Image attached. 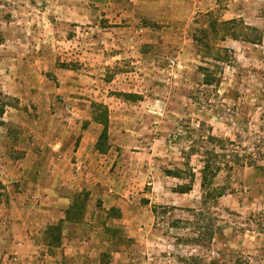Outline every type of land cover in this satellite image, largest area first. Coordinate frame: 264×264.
Listing matches in <instances>:
<instances>
[{
	"label": "rangeland",
	"instance_id": "374dc122",
	"mask_svg": "<svg viewBox=\"0 0 264 264\" xmlns=\"http://www.w3.org/2000/svg\"><path fill=\"white\" fill-rule=\"evenodd\" d=\"M232 19L230 60L198 50ZM207 150L226 191L198 247ZM192 253L264 264V0H0V264Z\"/></svg>",
	"mask_w": 264,
	"mask_h": 264
},
{
	"label": "trees",
	"instance_id": "16d2710c",
	"mask_svg": "<svg viewBox=\"0 0 264 264\" xmlns=\"http://www.w3.org/2000/svg\"><path fill=\"white\" fill-rule=\"evenodd\" d=\"M230 22H235L234 19L229 20V21H222V23H218L217 20H213L211 25L212 33L214 36L212 37L209 34L208 30L202 29L200 31L201 36L196 37L194 40L196 42V45L198 46V50L200 52L204 53H214L217 55L221 52L222 49L218 46H214L212 43L216 39L219 31L218 27L222 26L221 30H225L227 35H222V39L225 40V36H233L234 33H228L229 29L225 26L226 24ZM224 26V28H223ZM223 57H217L214 58L216 61H223L227 62L230 59H225ZM202 70H205L206 72L204 73V83L205 84H212L215 79L214 77L210 74V72L206 67H200ZM107 126L108 123H104L103 131L101 134V139L104 140L107 138ZM210 139H213L214 136L210 135ZM101 145V142H100ZM220 156H224L222 154L217 153L214 150H207L205 151L204 157L205 159L203 160V167L201 169V191H202V206L200 209L197 211H193L195 215L197 216V221L192 222L188 221V224H194L196 226V230L192 231V235L189 237V242L192 243V245H196L198 247H206L208 246L209 243H211L212 239L214 236L217 234L216 230L219 227L215 226L214 220L216 218H213L211 215L212 211H210L211 208L216 206L217 200L222 197L225 194V187L221 186H216L214 184V177L217 174V171H220V163H218L217 159ZM169 174H172L173 176L176 177H181L180 173L178 172H173V171H168ZM192 182L193 179L190 180L188 183H183L178 185V187L175 189L176 192L179 193H187L190 192L192 189ZM70 209V208H69ZM165 209V207H163ZM66 218L69 219V212L67 210L66 213ZM58 224V223H57ZM50 228H53L52 226ZM59 226L56 225L55 229H58ZM48 241L49 238H48ZM186 264H218L217 259H212L200 254H195L192 253L189 255L186 259Z\"/></svg>",
	"mask_w": 264,
	"mask_h": 264
},
{
	"label": "crops",
	"instance_id": "0c3cea01",
	"mask_svg": "<svg viewBox=\"0 0 264 264\" xmlns=\"http://www.w3.org/2000/svg\"><path fill=\"white\" fill-rule=\"evenodd\" d=\"M24 136L22 138H20V140H23ZM62 213V212H61Z\"/></svg>",
	"mask_w": 264,
	"mask_h": 264
}]
</instances>
